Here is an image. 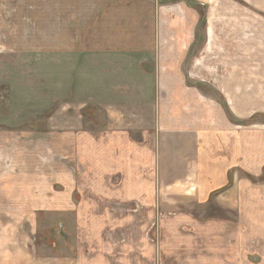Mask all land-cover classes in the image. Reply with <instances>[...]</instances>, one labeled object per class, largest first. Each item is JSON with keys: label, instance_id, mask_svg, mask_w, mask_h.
Segmentation results:
<instances>
[{"label": "crops", "instance_id": "1", "mask_svg": "<svg viewBox=\"0 0 264 264\" xmlns=\"http://www.w3.org/2000/svg\"><path fill=\"white\" fill-rule=\"evenodd\" d=\"M0 6L11 13L4 23H99L75 54L134 61L135 72H125L145 78L149 88L138 90L153 101L137 102L135 93L134 103L106 105L113 127L100 139L56 127L0 126V264H137V239L123 243L124 227L136 230L137 214L106 217L74 206L77 164L93 162L99 146L102 162L90 165L105 177H124L122 201L154 203L159 186L175 203L213 205L217 214L205 220L213 243L207 253L202 244L199 264H264V0H0ZM49 11L53 21L31 15ZM145 109H153L154 125L140 128L137 141V125L148 122ZM61 141H69V156ZM13 167L20 168L19 195L5 192L17 181L7 174ZM45 176L59 180V189L49 191ZM49 213L75 224L52 233L37 220ZM79 219L91 222L78 227Z\"/></svg>", "mask_w": 264, "mask_h": 264}, {"label": "rangeland", "instance_id": "2", "mask_svg": "<svg viewBox=\"0 0 264 264\" xmlns=\"http://www.w3.org/2000/svg\"><path fill=\"white\" fill-rule=\"evenodd\" d=\"M5 8L0 6L1 127L41 131L56 127L60 132H92L95 138L100 139L113 127L110 114H106V105L118 101L134 103L135 93L137 102H153L148 99L150 93L140 92L149 88L145 78L136 80L132 74L127 76L130 75L126 73L130 72L129 68L135 72L137 63L133 64L134 61L108 60L105 57L87 59L85 55L75 54L78 47L81 49L91 41L89 32L100 27L99 23H36V20L31 23H4L5 20H10L11 14L7 12L8 9L1 10ZM31 15L39 20L53 21L55 13L49 11ZM77 28L79 32L76 34ZM13 40L14 45L10 43ZM207 78L210 79L211 76ZM205 92L207 96H216L221 101L208 88ZM121 93L128 95L131 100L122 99ZM143 111L148 122L137 125V141H141L144 130L140 128H151L154 125L153 109ZM260 116L262 115H257L255 120L261 122ZM98 141L100 142L97 140L96 143ZM61 143L62 154L69 156V141ZM45 152L41 155L48 154ZM81 154H85L84 146ZM94 154L93 162L86 163L81 158L82 161L77 164L76 173L74 172L77 186L73 188L72 195L78 212L92 211L106 217L137 214V220H131L137 223L136 230L132 226H125L126 233L123 237L126 245L137 239V264H199L198 254H202V244L206 245L207 253L213 243L212 228L205 221L217 214L213 205L205 207L189 202L188 199L175 203L174 199L177 197L165 196L159 186L157 201L154 203L144 199L124 202L119 198L124 177L118 173L105 177L100 170H95L90 164H94V161L99 164L102 162L100 146L94 147ZM10 173L16 177L12 179L17 181H9L6 186L11 185L5 192L11 190L10 194L19 195L22 193L20 168L13 167V171L7 174ZM58 181L55 177L45 176L43 183L49 191L53 188L58 190ZM15 184L18 186L15 187ZM108 213H112V216ZM53 214L56 213L42 215L37 219L39 224L51 228L52 233L75 224L69 218L57 216V219ZM77 221L78 227L91 222L80 219ZM240 223L238 221V225ZM61 224L63 225L60 226ZM200 228L203 231L205 229L204 237L200 235ZM50 237L48 235L46 238ZM104 237L109 238L108 235Z\"/></svg>", "mask_w": 264, "mask_h": 264}, {"label": "built area", "instance_id": "3", "mask_svg": "<svg viewBox=\"0 0 264 264\" xmlns=\"http://www.w3.org/2000/svg\"><path fill=\"white\" fill-rule=\"evenodd\" d=\"M212 0H199V3L202 5H207L209 3H211Z\"/></svg>", "mask_w": 264, "mask_h": 264}]
</instances>
